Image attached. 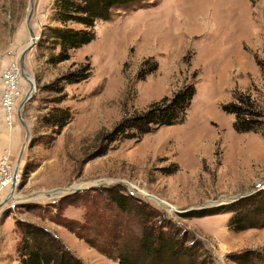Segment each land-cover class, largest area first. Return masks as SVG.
Listing matches in <instances>:
<instances>
[{
    "label": "rangeland",
    "instance_id": "rangeland-1",
    "mask_svg": "<svg viewBox=\"0 0 264 264\" xmlns=\"http://www.w3.org/2000/svg\"><path fill=\"white\" fill-rule=\"evenodd\" d=\"M52 2L34 0L30 19L38 42L25 54L24 72L35 91L21 109L29 138L18 164L25 132L17 110L29 88L22 74L10 124L0 105V160L6 158L8 180L1 186L0 201L15 181L0 212V264H18V219L53 231L84 264H119L62 224L84 222L95 207L109 212L112 204L105 189L114 185L148 201L196 236L205 249L201 264H237L232 253L264 250V227L231 230L230 211L182 215L264 188V123L238 132L233 114L222 109L245 93L264 110V0L132 3L98 21L95 38L69 60L48 64L50 48L40 39ZM28 9L29 0H0V95L2 71L18 64L30 40ZM85 58L91 75L66 85V99L56 103L58 94L49 84ZM187 83L195 93L182 123L160 126L137 140H107V150L101 152L102 136L122 117L145 110ZM55 106H68L72 113L56 133L41 122ZM157 200L177 211L163 209Z\"/></svg>",
    "mask_w": 264,
    "mask_h": 264
},
{
    "label": "trees",
    "instance_id": "trees-1",
    "mask_svg": "<svg viewBox=\"0 0 264 264\" xmlns=\"http://www.w3.org/2000/svg\"><path fill=\"white\" fill-rule=\"evenodd\" d=\"M144 0H53L51 18L40 39L47 42L50 52L45 57L48 64L70 59L73 51L95 38L98 21L109 20L116 8ZM91 75V63H72L49 84L57 93L55 102L66 99L65 86L86 80ZM195 93L192 83H187L152 102L145 110L122 117L111 131L102 136L104 152L119 138L139 139L143 134L160 126L182 123ZM234 116L233 128L238 132L251 131L264 123L262 110L249 94L240 93L235 100L222 106ZM72 119L68 106H55L41 117L42 125L61 130ZM109 212L93 208L82 223L66 220L62 224L119 264H201L205 253L201 241L189 230L179 225L165 212L148 201L126 193L119 186L105 189ZM231 212L227 226L234 231L264 227V188H257L228 203L182 213L183 217ZM16 227L20 237L15 251L18 264H84L66 247L62 240L43 225L18 219ZM230 259L237 264H264V250L244 249L234 252Z\"/></svg>",
    "mask_w": 264,
    "mask_h": 264
},
{
    "label": "water",
    "instance_id": "water-1",
    "mask_svg": "<svg viewBox=\"0 0 264 264\" xmlns=\"http://www.w3.org/2000/svg\"><path fill=\"white\" fill-rule=\"evenodd\" d=\"M34 9V0H29V9H28V13L25 19V23H26V27L29 31V35H30V40L28 42V44L24 47V49L22 50L19 58H18V62H19V66H20V70H21V74L22 76L27 79L29 81V77L25 74L24 72V57L25 54L33 47L37 44L38 42V37L35 35L33 29L31 28V24H30V19H31V15H32V11ZM35 91V84L34 82H30L29 81V88L27 90V92L24 95L23 100L20 102L19 106H18V110H17V116H18V120L20 122V124L22 125L24 132H25V136H24V141L23 144L20 148L19 154H18V158H17V164L20 162L25 145L28 141L29 138V130L27 127V124L25 123L22 115H21V109L24 105V103L32 97L33 92ZM15 189V183L13 182L8 190L7 195L0 201V212L3 210V206L6 204L7 200L12 196L13 190ZM251 192H247L245 193V195L250 194ZM244 196V195H242ZM152 196L149 195V198H151ZM241 197V196H240ZM239 198V197H238ZM153 200V199H152ZM235 200V199H234ZM159 206H161L163 209L165 210H173V211H177L176 208H174L173 206H171L170 204H168L167 202L161 200V202H156ZM180 212V211H178Z\"/></svg>",
    "mask_w": 264,
    "mask_h": 264
},
{
    "label": "built area",
    "instance_id": "built-area-1",
    "mask_svg": "<svg viewBox=\"0 0 264 264\" xmlns=\"http://www.w3.org/2000/svg\"><path fill=\"white\" fill-rule=\"evenodd\" d=\"M18 64L11 63L7 69H4L2 71V82H3V88L1 92L0 97V105L2 107V113L4 120L7 124H10L12 121V118L14 117V101L15 96L17 95L18 90L17 88V82L19 76H21V70L18 67ZM5 156V153L4 155ZM7 169V161L5 157H2L0 160V189H2V185H5V183L8 181L6 180L7 177L4 179V173ZM3 174V176H2Z\"/></svg>",
    "mask_w": 264,
    "mask_h": 264
},
{
    "label": "bare ground",
    "instance_id": "bare-ground-1",
    "mask_svg": "<svg viewBox=\"0 0 264 264\" xmlns=\"http://www.w3.org/2000/svg\"><path fill=\"white\" fill-rule=\"evenodd\" d=\"M22 78H24V77H22ZM28 79H29V78H28ZM20 80H21V79H20ZM26 80H27V79H26ZM27 81H28V80H27ZM29 81H30V79H29ZM29 81H28V82H29ZM30 82L33 83V81H30ZM13 182H15V181H13ZM11 183H12V182H11ZM8 187H9V186H8ZM8 187H7V188H8ZM55 193H58V192L56 191ZM55 193H54V194H55ZM152 197H153V196H152ZM156 202H161V201H160V200H157Z\"/></svg>",
    "mask_w": 264,
    "mask_h": 264
}]
</instances>
